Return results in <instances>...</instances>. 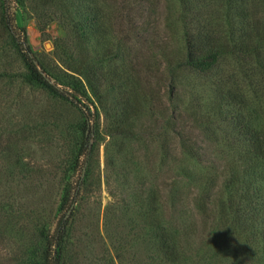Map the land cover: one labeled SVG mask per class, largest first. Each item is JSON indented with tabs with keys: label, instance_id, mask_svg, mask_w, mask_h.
Listing matches in <instances>:
<instances>
[{
	"label": "rangeland",
	"instance_id": "374dc122",
	"mask_svg": "<svg viewBox=\"0 0 264 264\" xmlns=\"http://www.w3.org/2000/svg\"><path fill=\"white\" fill-rule=\"evenodd\" d=\"M8 1L37 68L62 95L30 77L3 30L0 0V264H44L46 240L59 219H68L61 264H166L146 223L147 194L150 187L161 194L157 214L163 225L169 208L162 200L174 180L183 196L173 218L183 256L179 264H195L200 256L196 264H264V255L227 245L217 219L199 213L191 200L205 176L219 179L229 158L221 149L231 153L219 132L206 135L198 109L200 119L183 116L180 122L203 153L190 166L193 185L177 165L161 161L164 100L152 102L150 94L162 93L164 78L151 77L147 45L162 30L165 1L149 9L147 24L136 9L102 3L100 28L92 37L72 27L85 0ZM186 79L193 83L183 74ZM195 82L196 88L182 81L183 89L211 108L212 92L199 78ZM254 104L249 105L258 113L254 124L264 129V106L256 110ZM124 111L130 133H116Z\"/></svg>",
	"mask_w": 264,
	"mask_h": 264
},
{
	"label": "trees",
	"instance_id": "16d2710c",
	"mask_svg": "<svg viewBox=\"0 0 264 264\" xmlns=\"http://www.w3.org/2000/svg\"><path fill=\"white\" fill-rule=\"evenodd\" d=\"M95 1L85 0L82 4L84 12L72 21V27L78 34L88 33L92 37L97 32L100 28L97 13L102 3L105 5L110 1L119 11L136 9L135 13L147 24L148 11L157 2ZM164 1V14L159 19L162 30L156 39L150 38L147 45L150 49L147 67L151 77L164 78L162 95L152 89L150 94L152 102L160 96L166 102L164 104L163 101L161 114V161L165 163L168 160V164L177 165L178 173L187 180L189 187L193 185L195 179L190 166L192 162H198L203 153L180 122L184 121L183 116L194 121L200 119L195 112L198 109L206 135L216 137L215 133L219 132L220 140L231 153L229 155L221 149L220 152L229 158L218 171L219 179L205 176L202 188L191 200L199 213L208 217L211 212V217L217 219V228H223L221 236L227 245L231 248L241 245L245 252L264 255V129L254 124L258 113L249 107L253 102L256 110L264 106V0ZM3 4L6 17L3 30L15 43L30 77L52 93L62 95L37 68L23 29L15 25L10 14L9 1L3 0ZM183 74H188L195 85V79L199 78L203 82L202 88L204 86L212 92L211 108L196 97V92L183 89L182 81L188 87H197L189 78L181 80ZM186 95L190 98L187 102L184 100ZM122 115L124 119L115 122L114 132L130 133L125 127L132 122L127 112ZM219 182L220 186L213 192ZM180 185L179 180H174L166 186V196L162 201L169 209L166 208L168 214L163 225H160L157 214L161 194L156 187H150L147 194L146 223L153 235L155 250L161 253L166 264L183 262L173 219L174 208L183 198ZM78 194L79 185L74 191L75 197ZM209 203L211 207H208ZM67 225L68 219H59L48 236L44 264H61V243ZM202 261L200 256L195 264Z\"/></svg>",
	"mask_w": 264,
	"mask_h": 264
}]
</instances>
